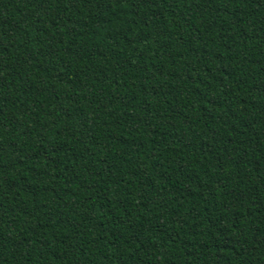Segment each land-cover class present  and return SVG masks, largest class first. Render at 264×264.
<instances>
[{
	"label": "trees",
	"instance_id": "obj_1",
	"mask_svg": "<svg viewBox=\"0 0 264 264\" xmlns=\"http://www.w3.org/2000/svg\"><path fill=\"white\" fill-rule=\"evenodd\" d=\"M0 264H264V0H0Z\"/></svg>",
	"mask_w": 264,
	"mask_h": 264
}]
</instances>
